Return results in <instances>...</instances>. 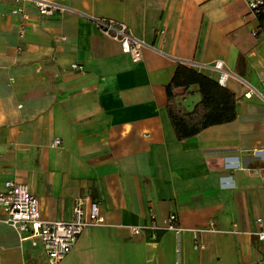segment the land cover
I'll use <instances>...</instances> for the list:
<instances>
[{"label": "crops", "instance_id": "0c3cea01", "mask_svg": "<svg viewBox=\"0 0 264 264\" xmlns=\"http://www.w3.org/2000/svg\"><path fill=\"white\" fill-rule=\"evenodd\" d=\"M65 10L28 18L0 1V191L30 187L46 219H69L90 194L105 217L55 264H260L264 243V31L249 0H56ZM124 22L145 42L132 61L93 19ZM21 27L24 36L19 35ZM222 60L235 94L232 122L179 141L165 92L179 64ZM76 63L82 70L71 68ZM189 112L197 85L178 89ZM59 139L58 145L54 140ZM178 214L182 230L132 235L131 225ZM205 248H193L192 231ZM264 228V224H263ZM0 264H51L0 211Z\"/></svg>", "mask_w": 264, "mask_h": 264}, {"label": "built area", "instance_id": "2783aa9c", "mask_svg": "<svg viewBox=\"0 0 264 264\" xmlns=\"http://www.w3.org/2000/svg\"><path fill=\"white\" fill-rule=\"evenodd\" d=\"M1 1V0H0ZM19 4L9 8L13 14L20 15L23 19L28 18L24 10V4L31 3L41 14L52 15L55 11L67 9L56 0H16ZM250 12L257 18L258 27L253 30V35L264 31V0H249ZM97 27L106 35L116 39L120 43L121 51L130 55L132 61L139 62L143 59V47L148 46L131 35L128 25L115 19L98 18L93 19ZM25 28L21 27L19 35L24 36ZM187 64L197 69L205 68L220 85H225L233 72H229L220 59L212 63H197L188 61ZM71 68L82 70L79 64H71ZM236 76V75H235ZM54 144L60 143L59 139ZM0 211L4 220L18 232L20 240L28 242L31 247H39L45 258L51 264H55L70 253L76 245L78 237L90 225H101L105 217L101 213V206L98 200L92 199L90 194L77 198L71 209L69 219H42L39 214V201L26 184L13 179H7L0 191ZM154 213H151L152 221L148 225H131L132 235L149 232L151 238H155L159 231L168 230L178 234L182 227L179 224L178 214L171 212L164 219L162 224L154 220ZM259 228L253 234L264 243V228L262 218H256ZM207 227H197L192 231L193 248L202 250L205 248L200 234L207 229H214L213 222H208ZM260 264H264L263 261Z\"/></svg>", "mask_w": 264, "mask_h": 264}, {"label": "trees", "instance_id": "16d2710c", "mask_svg": "<svg viewBox=\"0 0 264 264\" xmlns=\"http://www.w3.org/2000/svg\"><path fill=\"white\" fill-rule=\"evenodd\" d=\"M191 85H197L201 100L189 112L177 105L178 89L183 93ZM166 109L175 137L181 141L198 134L204 128L219 123L232 122L236 117L235 94L199 71L179 64L167 84Z\"/></svg>", "mask_w": 264, "mask_h": 264}]
</instances>
